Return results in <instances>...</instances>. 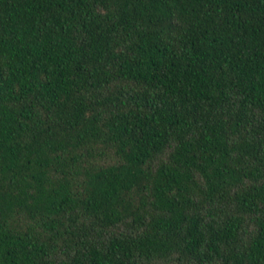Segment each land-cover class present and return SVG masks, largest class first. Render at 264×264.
<instances>
[{
  "label": "trees",
  "instance_id": "1",
  "mask_svg": "<svg viewBox=\"0 0 264 264\" xmlns=\"http://www.w3.org/2000/svg\"><path fill=\"white\" fill-rule=\"evenodd\" d=\"M0 264H264V0H0Z\"/></svg>",
  "mask_w": 264,
  "mask_h": 264
}]
</instances>
